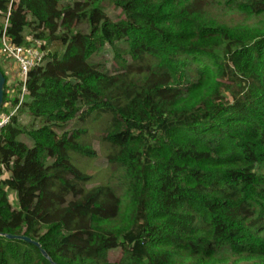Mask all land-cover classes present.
I'll list each match as a JSON object with an SVG mask.
<instances>
[{
	"label": "trees",
	"instance_id": "1",
	"mask_svg": "<svg viewBox=\"0 0 264 264\" xmlns=\"http://www.w3.org/2000/svg\"><path fill=\"white\" fill-rule=\"evenodd\" d=\"M227 3L260 25L208 19L206 0H0V38L63 47L25 82L0 62V264H264V0ZM105 46L114 73L91 60ZM93 111L110 115L100 137L124 170L123 210L70 162L96 156L86 128L64 130Z\"/></svg>",
	"mask_w": 264,
	"mask_h": 264
},
{
	"label": "rangeland",
	"instance_id": "2",
	"mask_svg": "<svg viewBox=\"0 0 264 264\" xmlns=\"http://www.w3.org/2000/svg\"><path fill=\"white\" fill-rule=\"evenodd\" d=\"M74 0H60V5L68 4ZM105 10L107 14L115 19L119 14V9L113 6H106ZM205 13L208 19H213L216 22L228 26H239L244 29L253 28L260 25V20L258 17H252L244 15L234 8L230 7L227 0H206ZM76 29L82 32H86L88 29V24L86 21H82L76 25ZM32 35V34H31ZM29 32L27 37H30ZM49 51H57L61 53L63 47L59 42H52L47 44ZM118 47H121L119 45ZM91 60L94 62H99L101 66L107 70V72L114 73L119 70V66L114 58V50L109 46H105L102 51L92 55ZM16 64L14 67L16 69ZM11 68V67H9ZM5 68V70H10ZM17 79L19 76L17 74ZM16 88V87H15ZM15 93V90L11 91ZM20 92V96H21ZM19 122L27 127L32 123V116L26 111H21L18 113ZM110 122V115L108 113H98L92 112L86 120H80L78 117L69 121L64 127V130L74 131L79 128H86V132L82 135L80 141L89 143V145L96 151L95 157L84 156L74 150H69L70 162L77 167L82 172L91 175L90 179L85 183V187H91L95 185L110 184L113 185L119 195H121L122 200V210L126 206L127 196L124 189V170L121 166L116 163L108 162L107 155L111 150V145L109 142L101 139V133L106 129ZM36 122L35 124H37ZM62 130H59L61 132ZM28 144L29 141L25 136L21 137ZM10 199L15 204V194L11 192ZM120 256L119 249H112L108 252L109 260H116Z\"/></svg>",
	"mask_w": 264,
	"mask_h": 264
},
{
	"label": "built area",
	"instance_id": "3",
	"mask_svg": "<svg viewBox=\"0 0 264 264\" xmlns=\"http://www.w3.org/2000/svg\"><path fill=\"white\" fill-rule=\"evenodd\" d=\"M0 41V62L10 64L13 67L16 64L17 74L23 82L27 78L28 71L32 67L40 65L47 54V42L38 37H29L27 43L14 45L3 34ZM23 91H26L24 85ZM8 119L9 115L0 116V128L8 122Z\"/></svg>",
	"mask_w": 264,
	"mask_h": 264
},
{
	"label": "water",
	"instance_id": "4",
	"mask_svg": "<svg viewBox=\"0 0 264 264\" xmlns=\"http://www.w3.org/2000/svg\"><path fill=\"white\" fill-rule=\"evenodd\" d=\"M6 82V78L2 72V70L0 69V107L3 103V96H4V84ZM6 237L8 238H18V239H23L29 242H33L35 245L40 246V243L38 241H35L33 239H31L30 237L26 236V235H12V234H6ZM43 254L49 258L48 254L42 250Z\"/></svg>",
	"mask_w": 264,
	"mask_h": 264
},
{
	"label": "crops",
	"instance_id": "5",
	"mask_svg": "<svg viewBox=\"0 0 264 264\" xmlns=\"http://www.w3.org/2000/svg\"><path fill=\"white\" fill-rule=\"evenodd\" d=\"M9 67L8 68L10 70H5V73L8 79V83L12 85L15 84V82L17 81V71L15 68H13V66H9Z\"/></svg>",
	"mask_w": 264,
	"mask_h": 264
}]
</instances>
